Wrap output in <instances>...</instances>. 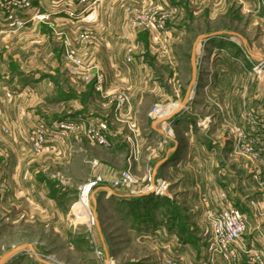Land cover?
<instances>
[{"label":"rangeland","instance_id":"1","mask_svg":"<svg viewBox=\"0 0 264 264\" xmlns=\"http://www.w3.org/2000/svg\"><path fill=\"white\" fill-rule=\"evenodd\" d=\"M68 2H0V77L9 75L18 81H26L38 75L32 69L55 70L56 60L61 59L70 69L59 31L67 33L68 37L71 34L75 37L72 42L67 40L73 46L81 33L92 35V24L95 21H92L91 14L98 10L100 0L74 16L63 11V8L68 7ZM7 7L14 14V19L22 24L6 21ZM135 9L143 13L154 12L160 18L163 28L134 24ZM100 13L104 25L110 27L106 22L109 13L117 14L118 18L121 17V23L124 18L130 30L146 33L144 44L149 50L156 48L155 52L160 54L161 61L155 67V74L168 97L156 102L165 111L158 119L164 115L168 118L181 111L182 98L189 85L190 99L182 108L185 115L174 122V131L168 129L169 135L166 138L175 134L180 141L190 139L196 145L201 142L211 147L209 154L213 159L212 170L221 168L224 176L229 175L231 178V181L221 183L226 189H222L226 201L241 209L234 198L235 190L231 183L236 177L249 178L256 174V170L264 169V0H214L210 5L199 1L194 4L193 0H110L103 5ZM235 32L240 36H235ZM44 33L51 34L47 41L42 39ZM146 57L152 61L150 54ZM59 76L64 81L63 74ZM173 88L180 91V97L172 95ZM9 90L20 92L17 88ZM175 98H178V102ZM55 100L49 103L52 110L58 106V99ZM128 103L119 108L125 109ZM177 103L178 108L168 114ZM154 105L147 107L149 111ZM90 110L95 112L96 108L90 107ZM113 110L114 113L112 111L107 117L102 116L98 120L106 118L108 130L110 127L111 131L115 128L114 122L121 119V112H118L116 105ZM61 117L64 115L50 119ZM187 117L191 120H187ZM40 118L48 119L46 116L37 119ZM81 121H84L83 127L75 129L79 131L72 130L65 135L66 139L67 135L79 134L82 141L80 145L84 150L81 156L72 157L77 153L75 148H72L69 155H62L57 145L47 150L55 149L59 157L52 158L54 155L51 153L38 156L46 160L45 168L42 165L36 167V175L44 189L49 190L52 213L45 221L40 220L42 215L36 216L32 264H171L170 259L177 264H210L201 248L199 230L204 225L203 215L206 211L203 199L212 207L218 201L219 191L215 198L204 192L195 193L189 198L176 197L174 194L171 197L168 195L171 192L169 184L165 195L140 191L147 184V181L140 180L145 173L143 160L149 163L152 171L154 162L162 157V149H152L157 146L160 138L167 141L166 138L157 137L153 130L146 133L151 130L150 120L140 123L141 127H145L143 130L141 128V133L148 141L140 149L142 161L138 169L136 172L130 169L139 178L138 182L130 187H113L107 182L96 186L89 198V216L85 218L83 212H75L78 215L76 219L74 211L81 200L80 186L97 173H92L94 168L102 167L119 175L130 166L127 158L130 149L122 138L115 143V148L112 147L108 131L111 145L92 142L85 134V127L87 122L98 121ZM152 125L158 129V124L153 122ZM44 151L34 153L40 155ZM214 161L219 165L215 166ZM163 169L164 177L171 181L172 169ZM179 175L186 178L187 172H180ZM208 184L210 186V181ZM104 185L108 187L102 189ZM202 203L204 211L201 210V216L199 208L203 209ZM72 206L76 209L72 210ZM171 214H174L176 223L171 221ZM243 215L247 224L242 239L249 227V219L244 212ZM91 217L95 220L94 224L90 223ZM170 236L172 240L169 241ZM178 240L180 244L175 245ZM97 250L100 254H97ZM214 264L248 263L245 253H242L236 262L217 258Z\"/></svg>","mask_w":264,"mask_h":264},{"label":"crops","instance_id":"2","mask_svg":"<svg viewBox=\"0 0 264 264\" xmlns=\"http://www.w3.org/2000/svg\"><path fill=\"white\" fill-rule=\"evenodd\" d=\"M107 1L110 0H100L98 10L91 14L92 21H95L92 24L94 28L91 31V40L85 41L78 37L73 43L78 54L83 58L84 68L80 74H74L61 59V61L56 60L55 70L32 69L34 74L38 75L26 81H18L16 77L9 75L0 77V264H32L35 255L36 216L42 215L40 220L45 221L52 213L49 190L44 189L43 184L37 179L36 167L42 165L45 168L44 161L46 160L40 159L42 155L51 153L54 155L52 158H57L59 157L58 152H55V149L46 150L40 155H36L30 145L24 141L26 130L37 118L46 116L47 120L51 121L53 120L50 119L51 117L64 115L60 119L98 121L102 116L107 117L112 111L114 113L113 106L116 105L117 95L128 94V106L125 109H120L121 119L114 122L113 131L109 127L108 137L113 148L119 138L126 142L130 149V154L127 155L128 163L132 171L136 172L135 170L138 169L140 161H142L140 149L148 141V138L141 133V128L143 130L145 127H141L140 123L144 124L150 120L151 130L146 133H151L153 130L157 137L166 138V135H169L168 129L174 131V122L185 115L182 108L190 99L189 85L186 95L184 94L185 96L182 98L184 101L181 111L177 114H172L168 118L164 115L160 119L149 114L147 107L168 97L155 74V67L161 61L160 54L155 52L156 48L152 50L149 46L151 49L149 50L146 43L144 44L146 33L130 30L124 23V18L121 23V17L118 18L117 14L109 13L106 22L110 27L104 25L100 11ZM198 1L210 5L214 0H193V3H198ZM49 35L51 34L44 33L42 39L47 41ZM58 35L63 47L67 40L72 42V38H75L72 34L68 37L67 33L64 34L61 31ZM237 35L240 36L235 32V36ZM147 54L151 55V62L146 57ZM127 56L131 57L130 62L126 61ZM175 63L177 64L176 61ZM60 73L65 77L64 81L63 78L60 79ZM14 88L20 92L9 90ZM180 94L177 88H173V96L180 97ZM56 98L58 106L52 110L49 103L56 101ZM175 99L178 102V98ZM151 101L154 102L151 103ZM178 105L179 103L167 113L175 111ZM90 107L96 108L97 112L90 110ZM113 113L112 117H114ZM187 118V120H191L189 117ZM105 120L107 119L105 118ZM153 122L159 125L158 129L153 127ZM4 129L5 132L2 131ZM79 129L73 132H77ZM166 139L167 141H163L160 138L157 141V146L152 149V151L162 149V157L154 162L152 171L154 179L160 178L165 181L167 186L169 184L171 192L168 195L173 197L174 194L176 197L189 198L195 193L204 192L215 198L217 191L226 190L221 183L231 181V178L228 177L229 175L224 176L221 168H218L217 171L215 168L212 170L213 159L209 154V151H212L211 147L209 148L207 144L201 142L196 145L194 140L192 142L190 139L180 141L175 134ZM81 142L79 134H70L62 143L57 144L56 148L59 147L62 155L65 156L71 153L72 148H75L77 153L72 156L74 158L83 154ZM45 157L51 158V156ZM68 162L70 161L68 160ZM143 162L144 169L149 163H146L145 160ZM214 165L218 166L219 164L214 161ZM164 167L172 169L171 181L164 177V169L162 170ZM104 169L96 167L92 173L101 171L103 172L101 174L107 178L116 176L114 175L116 172L111 173L109 169ZM183 171L187 172L186 178L179 175ZM221 173L223 177H221ZM263 173L264 169L256 170L255 175L249 178L236 177L231 183L235 190L236 203L249 219V227L243 237L247 246L264 247ZM36 180H38L37 183ZM107 187L104 185L101 188ZM216 204L214 203L209 208L214 209ZM202 207L203 209L199 208V214L201 210L204 211L203 203ZM75 209L72 206V210ZM187 212L190 213L188 209ZM170 216L171 221L176 223L174 214ZM29 236H31L30 239ZM170 239L172 240L171 236L168 240L170 241ZM179 240L174 244H180ZM184 245L189 246V244ZM169 258L176 259L172 256Z\"/></svg>","mask_w":264,"mask_h":264},{"label":"built area","instance_id":"3","mask_svg":"<svg viewBox=\"0 0 264 264\" xmlns=\"http://www.w3.org/2000/svg\"><path fill=\"white\" fill-rule=\"evenodd\" d=\"M1 1L2 0H0V2ZM68 1V7L63 8V11L65 14L74 16L84 12L87 9L86 6L90 7L97 0H80V2H75L74 0ZM7 9H9V7H7ZM134 11V24L153 28H163L160 18H157L154 12L143 13L138 9ZM5 14V19L9 23L11 22L16 25L22 24L21 22H17L18 19H14L15 16L11 12V9L7 10ZM79 38L81 40L90 41L92 36L88 32H84L79 35ZM64 54L66 61L69 63L70 70L76 75L80 74L84 68L83 58L69 41H66L64 46ZM126 61L130 62L131 57L127 56ZM128 101L129 98L127 94L121 93L117 96L116 106L119 113V107H122ZM162 107V105L155 104L152 106L149 114L154 118L160 117L162 115ZM83 125L84 121L82 122L72 118L53 119L51 121L40 118L30 126L28 134L25 136V142L29 144L34 151L41 152L49 149V147L54 148L57 144L62 143L65 140L67 132L75 130L80 126L82 127ZM107 131L108 124L105 120L96 123L87 122V126L85 127V134L88 139L104 146L111 145L107 137ZM130 169V166H128V168L123 170L119 175L109 178H106L101 173L94 174L80 186L79 199L82 200L84 197L90 198L95 187L105 182L113 187H130L134 185L138 182L139 178L133 175ZM140 180L147 181V184L140 189L141 193L145 191L165 195L167 184L160 178L154 179L153 171L150 170L148 164H146L145 173ZM130 191L132 192V190ZM225 196V192L220 190L218 193V201L214 209H209L207 200L203 199L206 211L203 215L204 225L199 230V239L203 253L206 255V261L210 264H214L217 258H220L226 262H236L241 258L242 253H245L248 264H264V248L257 249L253 248V246L247 247L245 245L242 236L246 230V218L238 206L226 201ZM94 222V218L91 217L90 223L94 224ZM96 252L100 254V251L97 250ZM169 263L177 264L175 260L171 259Z\"/></svg>","mask_w":264,"mask_h":264},{"label":"bare ground","instance_id":"4","mask_svg":"<svg viewBox=\"0 0 264 264\" xmlns=\"http://www.w3.org/2000/svg\"><path fill=\"white\" fill-rule=\"evenodd\" d=\"M161 112H162V114L165 112H163V110H164V107H162L161 108ZM154 194V193H153ZM88 205H89V198H83L82 200H79L78 201V206H77V209L74 211V214H75V216H76V219L78 218V215L75 213V212H79V214H80V212H83L84 213V216H85V218H87L88 216H89V214H90V211H89V207H88ZM87 216V217H86Z\"/></svg>","mask_w":264,"mask_h":264}]
</instances>
